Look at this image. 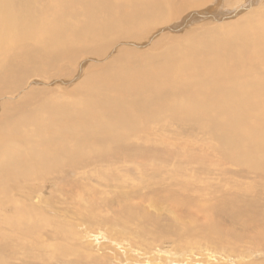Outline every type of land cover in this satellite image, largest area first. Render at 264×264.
Returning <instances> with one entry per match:
<instances>
[{
	"label": "bare ground",
	"instance_id": "6f19581e",
	"mask_svg": "<svg viewBox=\"0 0 264 264\" xmlns=\"http://www.w3.org/2000/svg\"><path fill=\"white\" fill-rule=\"evenodd\" d=\"M237 3L0 0V264L86 259L81 245L89 240L98 253L105 240L111 247L104 251L117 256L111 231L101 228L103 237H93L86 226L79 234L52 207V196L40 198L55 186L50 178L65 172L82 178L89 171H128L133 158H142L145 168L150 151L168 148L177 158L192 148L199 151L192 157L198 168L218 157L264 176V0L255 2L260 8L253 14L225 21ZM185 23L192 25L178 30ZM155 156L160 164L169 160ZM240 184L235 179L220 202L231 209L233 225L264 237V210L254 220L237 210L236 204L258 202L248 201L252 183ZM74 187L77 195L69 197L81 200L87 190L78 180ZM202 206L201 215L213 212ZM122 207L130 218L126 201ZM44 237L51 241L43 244ZM112 264L123 263L114 258Z\"/></svg>",
	"mask_w": 264,
	"mask_h": 264
},
{
	"label": "rangeland",
	"instance_id": "374dc122",
	"mask_svg": "<svg viewBox=\"0 0 264 264\" xmlns=\"http://www.w3.org/2000/svg\"><path fill=\"white\" fill-rule=\"evenodd\" d=\"M236 1H238L236 8H234L229 18H225V21L235 20L244 14H253V8H260V4L257 7L255 3L258 0H253V4L246 3V0ZM224 10H228V7ZM191 25L185 23L178 30L184 31ZM193 27L200 26L193 24ZM201 149L203 148L201 147ZM180 152L181 154L175 158L176 155L170 154L168 148L150 151L151 164H147V167L142 168L144 166L141 165L142 158H133L135 162L131 161L129 163L130 170L128 171H89L92 174L89 177L82 178L78 174L65 172L63 175L50 178L53 184L55 186L57 184V186L48 189L43 195L37 187L36 189L42 195L40 198L44 199L45 202H50L48 198L52 196V207L59 209L61 219L64 218L66 222L75 225V228L79 227L77 229L79 234L82 233L83 235V232H87L86 230L91 227L88 233L94 231L92 232L93 237L102 238L103 233H100V230L111 231L110 234L112 233V235H108L111 236V241L118 242L116 247L120 249L118 253L114 252L117 256L113 257L121 260L123 264H192L193 262V264H224L225 261V264H232L235 258L244 257L247 259L249 256L252 259L247 264L264 262V237H261L255 231L253 233L252 230H244L237 222L236 225H233L230 219L231 209L225 207L227 206L225 203L221 204L220 202L221 197L224 196L223 193L234 188L233 182L235 179H239L241 182L239 186L242 185L241 187L246 185L247 188L252 183L251 188L249 187L252 193L249 194L250 200L248 201L251 204L254 203L251 202L252 196L259 203L256 202V204L247 207L237 204L236 206L238 207L237 210L247 213L248 216L245 217V220L249 218L254 220L253 217L259 211L264 210V188H262L264 187V176L243 171L239 167L225 166L223 160L218 157L204 159L200 163L201 168H198L192 157L197 156V153L199 155V151H192V148H187ZM156 154L169 159L168 162L160 164L161 160L156 161ZM168 155L173 156V158ZM220 163L221 165L218 166ZM156 165H159L161 169L157 170ZM117 178L118 180L122 178V181L125 179L127 183L120 184L116 180ZM252 179L255 185L257 184L256 187H254ZM73 180H78L80 185L87 190L81 200L78 197H69L70 193H77L74 190L77 188H73ZM111 180L113 182H110ZM115 181L117 183H114ZM252 187L258 189H255V191ZM28 196V194H23L19 198H26L27 201ZM257 196H260L259 198L263 197L262 200L258 199ZM124 201H126V209L128 208L126 211L130 209V218L129 214L121 212V209L125 207H122ZM208 201L212 205L217 204V207L208 204ZM200 203L204 207L212 206L213 212L210 211L205 215H201L198 212V209L203 207ZM221 209L226 211H221ZM227 209L230 211L227 212ZM232 211L234 210L232 209ZM196 212L198 213L196 214ZM50 215L48 214V217H52ZM233 215H236V218L239 216L241 221L244 220V214L242 216L236 212ZM122 216L125 218L128 216L127 221ZM112 218L118 219L117 223L121 224H116L117 226L111 224ZM86 226L88 229L85 228ZM122 227L125 228V231L122 230ZM241 227L244 231L240 230ZM77 239L81 238L76 236L73 242H77ZM43 241V244H48L51 239L44 237ZM89 241L85 244L86 246L81 245L82 252L87 257L86 259L72 257L67 259V256L64 259H54L46 264H108L109 262V264H112L114 262V258L110 257L111 254L107 252L111 245L107 243L106 246L105 240H101L102 251L106 248L107 251H104V253L99 249L101 252L98 253L95 246L89 245L91 244ZM189 244L190 247H187ZM108 246L110 247L108 248ZM120 256H123V258ZM222 257L224 258L222 259ZM199 261L200 263H198ZM16 264H23V261L16 259Z\"/></svg>",
	"mask_w": 264,
	"mask_h": 264
}]
</instances>
